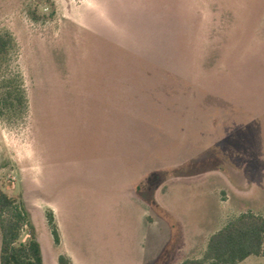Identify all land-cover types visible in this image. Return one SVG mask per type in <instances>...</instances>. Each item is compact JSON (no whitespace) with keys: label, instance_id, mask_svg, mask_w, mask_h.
<instances>
[{"label":"rangeland","instance_id":"rangeland-1","mask_svg":"<svg viewBox=\"0 0 264 264\" xmlns=\"http://www.w3.org/2000/svg\"><path fill=\"white\" fill-rule=\"evenodd\" d=\"M5 31L0 78L25 102L0 104V189L28 210L43 264L65 251L138 264L132 180L154 218L168 205L153 264L200 257L230 219L264 215V0H0Z\"/></svg>","mask_w":264,"mask_h":264},{"label":"trees","instance_id":"trees-1","mask_svg":"<svg viewBox=\"0 0 264 264\" xmlns=\"http://www.w3.org/2000/svg\"><path fill=\"white\" fill-rule=\"evenodd\" d=\"M15 39L8 32L0 33V65L10 57ZM1 107L12 108L14 101L24 104L21 88L12 87V82L0 78ZM47 223L56 245L60 243L57 223L52 211L46 215ZM26 238L19 240L23 230ZM0 264H43L41 245L36 229L25 205L17 196L0 189ZM264 255V215L251 211L242 212L230 219L223 227L213 232L206 249L200 257L186 258L178 264H238L249 256ZM58 264H71L69 257L60 254Z\"/></svg>","mask_w":264,"mask_h":264},{"label":"crops","instance_id":"crops-1","mask_svg":"<svg viewBox=\"0 0 264 264\" xmlns=\"http://www.w3.org/2000/svg\"><path fill=\"white\" fill-rule=\"evenodd\" d=\"M132 181L128 183V186L133 193V198H135L137 203L141 206V216L144 223L147 224V248L143 258L138 264H153L154 261L157 262L162 259V255L169 244V222L167 217L168 214H166L168 213V208H166L168 205L163 203L157 206L163 217L158 214L157 218H154L152 215V200L147 201L142 195L137 193ZM65 253L70 258L72 264H80L74 255L66 251Z\"/></svg>","mask_w":264,"mask_h":264}]
</instances>
